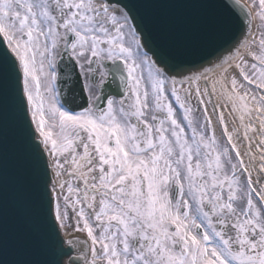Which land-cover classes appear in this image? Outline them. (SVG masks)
<instances>
[{
	"label": "snow or ice",
	"instance_id": "6c2138e0",
	"mask_svg": "<svg viewBox=\"0 0 264 264\" xmlns=\"http://www.w3.org/2000/svg\"><path fill=\"white\" fill-rule=\"evenodd\" d=\"M217 7L0 0V264H264V0L193 63Z\"/></svg>",
	"mask_w": 264,
	"mask_h": 264
},
{
	"label": "water",
	"instance_id": "95a60500",
	"mask_svg": "<svg viewBox=\"0 0 264 264\" xmlns=\"http://www.w3.org/2000/svg\"><path fill=\"white\" fill-rule=\"evenodd\" d=\"M235 11L241 19H244V12L241 11V6L245 5L241 0H231ZM149 14H152V9L146 10ZM168 11H179V9H169ZM217 20L223 25L224 32L221 38L210 41L207 45L197 49L191 56L188 57L193 63H199L202 58L208 56L209 53H214L216 50L224 46V39L227 38L231 40L237 36H240L242 32L247 33L249 28L244 27L241 23V19H237L235 16L231 15L226 9L217 7L213 10ZM251 32L249 31V34ZM62 74V73H61ZM84 99L82 98V102ZM11 142V136H10ZM11 167V161H10Z\"/></svg>",
	"mask_w": 264,
	"mask_h": 264
},
{
	"label": "bare ground",
	"instance_id": "6f19581e",
	"mask_svg": "<svg viewBox=\"0 0 264 264\" xmlns=\"http://www.w3.org/2000/svg\"><path fill=\"white\" fill-rule=\"evenodd\" d=\"M255 23H256V19H254V21H253L252 27L250 29L251 33L249 35H256ZM201 87H203V85ZM208 108H209V112L211 113V111H212L211 105H208ZM225 118L228 121L229 130H231L233 127V120H232V117L228 114L227 110H225ZM213 123L215 125V117H213ZM237 125H238V121H237ZM216 136L219 139H223L222 138V129H220L218 126L216 127ZM240 147H241V151L243 152L245 145L241 144ZM245 161L247 163V157H245ZM253 179L254 180L256 179L255 174L253 175ZM64 235L66 236V235H68V233L65 232Z\"/></svg>",
	"mask_w": 264,
	"mask_h": 264
},
{
	"label": "rangeland",
	"instance_id": "374dc122",
	"mask_svg": "<svg viewBox=\"0 0 264 264\" xmlns=\"http://www.w3.org/2000/svg\"><path fill=\"white\" fill-rule=\"evenodd\" d=\"M249 5H251V2H252V0H245ZM253 12H254V14H255V10L253 9ZM259 23V20H258V18H256V23H255V31H256V35L258 36L259 35V30L257 29V24ZM223 140V139H222ZM222 143H224V140H223V142Z\"/></svg>",
	"mask_w": 264,
	"mask_h": 264
},
{
	"label": "flooded vegetation",
	"instance_id": "af4514ba",
	"mask_svg": "<svg viewBox=\"0 0 264 264\" xmlns=\"http://www.w3.org/2000/svg\"><path fill=\"white\" fill-rule=\"evenodd\" d=\"M62 55H66V54H63V53H61V55L60 56H58V58H57V60L62 56ZM67 56V58H69L68 57V55H66ZM73 62V61H72ZM76 70H77V73L79 72V69L78 68H76ZM202 119V118H201Z\"/></svg>",
	"mask_w": 264,
	"mask_h": 264
}]
</instances>
